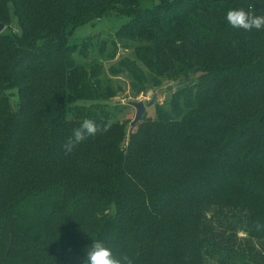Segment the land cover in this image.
<instances>
[{"label":"trees","instance_id":"16d2710c","mask_svg":"<svg viewBox=\"0 0 264 264\" xmlns=\"http://www.w3.org/2000/svg\"><path fill=\"white\" fill-rule=\"evenodd\" d=\"M249 4L264 14V0H0L18 29L0 33V264H83L96 239L136 264H264V30L225 20ZM113 12L155 77L180 78L128 139L75 102L95 90L77 56L96 46L72 36ZM85 118L112 127L65 155Z\"/></svg>","mask_w":264,"mask_h":264},{"label":"rangeland","instance_id":"374dc122","mask_svg":"<svg viewBox=\"0 0 264 264\" xmlns=\"http://www.w3.org/2000/svg\"><path fill=\"white\" fill-rule=\"evenodd\" d=\"M126 21L128 19L121 14L110 13L91 24L79 27L70 43L80 46L84 41L94 42L96 46L88 53L87 58L77 56V62L83 67L95 90L91 92L92 97L76 99L75 102L87 109L98 105L103 115H107L110 120L124 126V135L128 139L131 122L136 115L135 108L128 103L142 101L146 107L143 119H154L156 105L169 106L172 94L177 91L180 78L167 80L157 78L151 73L149 68L136 56L137 47L144 46V44L136 40L120 38L117 35ZM4 26L5 29L1 32L3 34L18 32L15 20L12 24L6 23ZM72 43L70 45H73ZM132 65H135L140 72L137 76H133ZM93 69H96L98 74L91 79ZM7 94L12 111H16L17 91L10 89ZM240 236L242 232L239 233Z\"/></svg>","mask_w":264,"mask_h":264},{"label":"clouds","instance_id":"9594fccd","mask_svg":"<svg viewBox=\"0 0 264 264\" xmlns=\"http://www.w3.org/2000/svg\"><path fill=\"white\" fill-rule=\"evenodd\" d=\"M225 20L233 29L243 30L245 32L264 30V14H258L255 6L252 4L248 5L247 10L244 8L228 10L225 15ZM111 127V121L104 124H97L92 119H83L79 127L74 128L71 135L61 145L64 154H72L89 137H95L98 133L105 134ZM255 228L257 231L264 230V222L257 221ZM83 264H136V260L135 257L124 252L114 253L113 249L107 246L102 240L96 239L87 249Z\"/></svg>","mask_w":264,"mask_h":264},{"label":"water","instance_id":"95a60500","mask_svg":"<svg viewBox=\"0 0 264 264\" xmlns=\"http://www.w3.org/2000/svg\"><path fill=\"white\" fill-rule=\"evenodd\" d=\"M5 29V26L0 23V33ZM128 105L132 106L136 110V115L134 120L131 122V130L129 134L133 132V129L136 127V125L143 121L146 107L142 101L139 102H129Z\"/></svg>","mask_w":264,"mask_h":264}]
</instances>
